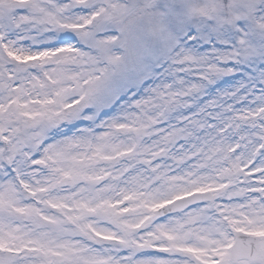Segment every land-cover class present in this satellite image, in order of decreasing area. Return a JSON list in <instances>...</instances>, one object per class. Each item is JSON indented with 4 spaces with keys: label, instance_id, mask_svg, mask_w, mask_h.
I'll list each match as a JSON object with an SVG mask.
<instances>
[{
    "label": "snow or ice",
    "instance_id": "snow-or-ice-1",
    "mask_svg": "<svg viewBox=\"0 0 264 264\" xmlns=\"http://www.w3.org/2000/svg\"><path fill=\"white\" fill-rule=\"evenodd\" d=\"M0 264H264V0H0Z\"/></svg>",
    "mask_w": 264,
    "mask_h": 264
}]
</instances>
